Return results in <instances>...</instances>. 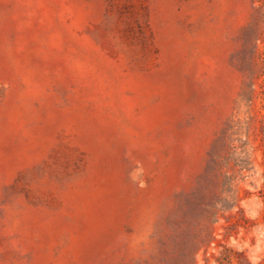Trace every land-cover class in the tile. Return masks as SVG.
Returning a JSON list of instances; mask_svg holds the SVG:
<instances>
[{"label":"rangeland","instance_id":"1","mask_svg":"<svg viewBox=\"0 0 264 264\" xmlns=\"http://www.w3.org/2000/svg\"><path fill=\"white\" fill-rule=\"evenodd\" d=\"M0 264H264V0H0Z\"/></svg>","mask_w":264,"mask_h":264}]
</instances>
